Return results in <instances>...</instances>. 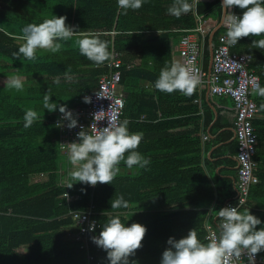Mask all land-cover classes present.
<instances>
[{
  "label": "trees",
  "instance_id": "trees-1",
  "mask_svg": "<svg viewBox=\"0 0 264 264\" xmlns=\"http://www.w3.org/2000/svg\"><path fill=\"white\" fill-rule=\"evenodd\" d=\"M172 2L146 0L139 10L122 15L116 0H0V79L16 74L23 81L22 91L0 82V264H86V251L73 239L77 227L68 212L85 209L90 202L95 205L100 225L110 215L119 214L126 226L138 223L146 227L141 247L130 257L137 264H160L162 252L169 247L167 239H179L193 228L198 239L208 242L205 226L209 209L216 212L224 207L237 193L236 187L217 175L210 176V168L201 164L198 128L203 115L198 113V106L191 104L197 89L186 97L179 91H158L154 82L165 64L173 62V45L198 25L197 16L219 22L221 2L200 1L197 15L189 12L179 19L166 11ZM233 8L238 16L242 14V9ZM52 14L65 16L66 24L98 34L108 42L110 53H121L120 89L125 98L121 121H128L129 132L143 134L136 150L150 160L146 168L134 166L132 175L120 171L111 184L97 183L93 189L70 180L69 175L66 182H61L64 155L54 126L58 110H44L43 95L48 93L51 100L67 108L75 106L110 70L82 56L75 39L62 42L55 54L38 50L35 61L22 55L17 59L13 53L20 46L16 37L21 29L27 23L51 18ZM226 30L223 25L218 33ZM261 38L264 35L241 37L231 49L252 53L250 68L258 75L259 86L264 87V49L251 44L253 39ZM208 59L206 41V72ZM56 77L60 78L59 85L53 84ZM255 101L254 171L259 181L250 188L239 210L249 209L261 219L259 229L264 227V97L256 94ZM181 103L187 105L183 107ZM27 109L37 111L41 119L25 129L23 115ZM202 113L206 124L212 113L208 107ZM187 123L191 128L179 132V127ZM235 149L237 152V145ZM124 165L122 161L119 167ZM40 174L46 175L44 180L37 177ZM71 183L74 184L68 188ZM66 192L80 198L66 201ZM117 195L129 202L128 209H111V199ZM148 200L162 206L144 205ZM187 205L193 207L185 209ZM215 216L216 213L212 220L209 218L212 224L218 222ZM99 231L100 226L89 234L90 253L95 261L108 264L106 252L92 241ZM22 246H26V252L20 250ZM257 254L264 257V251Z\"/></svg>",
  "mask_w": 264,
  "mask_h": 264
},
{
  "label": "clouds",
  "instance_id": "clouds-1",
  "mask_svg": "<svg viewBox=\"0 0 264 264\" xmlns=\"http://www.w3.org/2000/svg\"><path fill=\"white\" fill-rule=\"evenodd\" d=\"M145 2L146 0H116L117 9L122 15H127L129 10H139ZM199 4L200 0H173L166 11L179 19L189 12L197 15ZM233 6L242 9V14L238 16L232 13ZM220 8L221 22L227 26L226 38L229 46L236 45L241 37L264 35V0H222ZM66 19L65 16L52 14L51 18L42 22L27 23L16 37L21 43L13 55L17 59L22 55L27 60L35 61L38 50L55 54L62 48V42L75 39L80 54L96 66L111 59L107 41L100 39L92 31L80 30L75 25L66 24ZM251 44L254 48L264 49V38L253 39ZM60 83L59 77L54 78L53 84ZM198 84L199 78L193 74L190 66L173 61L160 70L154 87L161 92L170 94L179 91L190 96ZM7 86L22 91L23 81L20 76L11 74L7 77ZM254 91L264 97V87L257 85ZM51 97L48 93L43 95V109L50 113L58 110L62 114L55 126L62 127L63 122L67 121L68 129L77 127L78 121L67 105H61L51 100ZM82 101L90 103L91 99L82 96ZM117 103L122 106L123 102ZM40 119L37 111L27 109L23 115V127L30 128ZM142 139V133L129 132L127 120L117 121L114 118L106 127L96 129L94 134H89L81 127L76 141L61 144L68 152L69 163L73 166L69 170L70 180L90 186L97 183L111 184L120 173L119 165L122 161L129 170L134 166L137 169L146 168L150 160L136 151ZM125 153H128L127 156ZM73 184L67 187L71 188ZM110 206L116 210L128 209L129 202L123 195H117L115 199H111ZM216 216L217 235L204 243L198 239L197 231L193 228L179 239L169 237L166 241L169 247L162 252L160 264H232L233 260H238L245 254L247 264H255L256 254L264 251V227L257 229L258 225H262L261 219L251 214L249 209L241 212L238 205L222 207L216 211ZM94 229L95 225H90V230ZM145 233V226L138 223L126 226L119 214L110 215L100 225L99 234L93 236L92 241L106 252L108 264H137L130 257H134L135 251L141 247Z\"/></svg>",
  "mask_w": 264,
  "mask_h": 264
},
{
  "label": "built area",
  "instance_id": "built-area-1",
  "mask_svg": "<svg viewBox=\"0 0 264 264\" xmlns=\"http://www.w3.org/2000/svg\"><path fill=\"white\" fill-rule=\"evenodd\" d=\"M231 11L238 15L234 8ZM204 33L206 34L205 22L199 21L194 29L180 38L178 42L179 62L193 69V74L199 78L197 87L202 88L207 85L211 94L228 96L233 102V126L237 145V175L235 180L237 195L234 202L229 201L224 207L238 205L240 208L246 202L250 188L259 181L254 171L257 135L253 120L258 112L254 89L260 85V81L258 75L250 68L253 61L252 53L233 51L232 46L227 44L226 32L221 34L219 42L213 47L212 65L208 77L202 64L205 45ZM119 57L120 54L117 52L112 54V58L108 62L110 71L99 77L97 86L93 91L83 95V98L85 96L90 97V103L83 102L81 105L68 107L78 121L77 127L68 129L66 127L67 121H64V126L57 128L55 125L62 116L61 113H57L54 126L59 131L60 151L65 156L68 155V152L61 144L76 141L77 133L81 127L89 134H94L96 129L106 127L108 122L114 118L121 121L125 98L120 89V67L122 63ZM129 67L130 65H127V68ZM117 101H122V106ZM85 185L91 189L95 187ZM63 197L66 198V201L80 198L79 195L71 196L68 192L64 193ZM96 213L95 205L92 202L85 209H75L68 212L73 225L77 227L73 239L78 242L80 249L86 251V264H100L99 261H95V257L90 253L89 248V234L100 226ZM93 224L95 229L90 230V225ZM206 229L205 238L207 241L218 234L217 230L210 225L206 224ZM232 264H247V255H242L238 260H233ZM255 264H264V257L256 254Z\"/></svg>",
  "mask_w": 264,
  "mask_h": 264
},
{
  "label": "crops",
  "instance_id": "crops-1",
  "mask_svg": "<svg viewBox=\"0 0 264 264\" xmlns=\"http://www.w3.org/2000/svg\"><path fill=\"white\" fill-rule=\"evenodd\" d=\"M200 1H210V0H200ZM197 21L198 23L199 21L205 22L206 34L204 33V36H205L204 42L206 43L207 41V44H208L209 33L217 26L218 22H216L212 18H203L201 16H197ZM220 29H218L214 35V37L215 36L217 37L216 41L214 42V46L219 42L220 36L222 34V33H218ZM213 41H214V38H213ZM178 42L179 41H177L173 45L174 51L172 54V59L173 61L179 62ZM114 52H117V51L112 50L111 58ZM119 54H120L119 58L121 59V53ZM110 60L104 63V65H106V67L109 70L110 68L108 67V62H110ZM208 65H209V59H208ZM146 86L148 87L149 84H146ZM196 89L198 91V95L192 100L191 104L198 106L199 107L198 113L201 116L203 115V118H201V121L199 122L200 127L198 128V135L201 140V159H202L201 164L204 167L210 168L208 169L209 171L208 174L210 176L217 175L224 181H230L233 188L235 189V180H236V175H237V160H236V149H235L236 140H235L234 126H233V120H234L233 102L231 98L228 96H225V95L217 96V95L211 94L207 85L202 88L196 87ZM186 97H191V95L190 96L186 95ZM82 103L76 104L75 106L81 105ZM181 104L183 105V107L187 105L186 103H181ZM207 107L210 109L212 115H211V118L207 121V123L203 124L204 123V113H202V111L206 109ZM182 115L183 114H180V117H182ZM188 125H189L188 123L186 124V126L181 125V127H179V132H182L184 129L189 130L191 126H188ZM62 164L63 162L61 163V168H62ZM72 167L73 166L70 163H67L65 167L66 168L65 171L63 170V168L62 169L60 168V173L63 174L61 175L62 177L61 182L67 181L66 179H68L69 170ZM120 171L127 173L129 175H132L135 173V170L133 169L129 170L125 165L123 167H120ZM236 195L237 193L229 201L234 202L236 200ZM144 205L154 206V207L162 206L153 200L145 201ZM192 207H193L192 205H187L184 208L188 209ZM169 208H174V207L171 206ZM214 213L216 212L212 208H210L209 213H208L209 215L206 220V224L210 225L213 229L217 230L216 224L218 222H215L214 224H212L209 221V218L211 217L213 218ZM215 218L216 216L214 217V219ZM205 229H206V226H205ZM206 234H207V229H206ZM20 250H22L23 252H26V246L21 247Z\"/></svg>",
  "mask_w": 264,
  "mask_h": 264
},
{
  "label": "water",
  "instance_id": "water-1",
  "mask_svg": "<svg viewBox=\"0 0 264 264\" xmlns=\"http://www.w3.org/2000/svg\"><path fill=\"white\" fill-rule=\"evenodd\" d=\"M222 2V0H220ZM222 21V13H221V18L219 22L217 23V26L209 33L208 36V51H209V65H208V71H207V76L209 77L210 71H211V65H212V56H213V47H214V35L217 32L218 29H220L223 26Z\"/></svg>",
  "mask_w": 264,
  "mask_h": 264
},
{
  "label": "rangeland",
  "instance_id": "rangeland-1",
  "mask_svg": "<svg viewBox=\"0 0 264 264\" xmlns=\"http://www.w3.org/2000/svg\"><path fill=\"white\" fill-rule=\"evenodd\" d=\"M50 1V3H52V0H48ZM9 77V76H8ZM0 82L3 83V82H7V77L5 78H1L0 79ZM63 164H62V168L63 170L65 171V167H66V164L69 163V160H68V155H66V157L62 160ZM36 176V175H35ZM33 176V178L35 177ZM37 177H39L40 179H45L46 175H43V174H40V175H37ZM23 247V246H22ZM25 247V246H24ZM22 251V250H21Z\"/></svg>",
  "mask_w": 264,
  "mask_h": 264
}]
</instances>
